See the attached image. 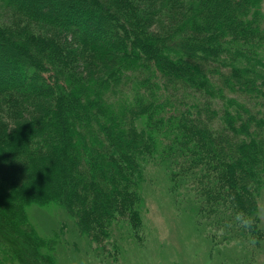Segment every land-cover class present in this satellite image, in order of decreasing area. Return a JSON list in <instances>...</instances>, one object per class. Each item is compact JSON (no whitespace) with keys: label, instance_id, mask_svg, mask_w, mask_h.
<instances>
[{"label":"trees","instance_id":"16d2710c","mask_svg":"<svg viewBox=\"0 0 264 264\" xmlns=\"http://www.w3.org/2000/svg\"><path fill=\"white\" fill-rule=\"evenodd\" d=\"M1 1L50 32L0 23V264H60L32 204L121 261L147 239L150 165L210 241L264 243L261 216L233 222L264 189V0ZM157 8L175 31L150 29Z\"/></svg>","mask_w":264,"mask_h":264},{"label":"rangeland","instance_id":"374dc122","mask_svg":"<svg viewBox=\"0 0 264 264\" xmlns=\"http://www.w3.org/2000/svg\"><path fill=\"white\" fill-rule=\"evenodd\" d=\"M149 27L158 33L175 31L177 16L156 9ZM0 23L14 30L29 28L33 32L47 34L49 28L40 23H27L15 15L13 10L0 0ZM27 23V24H26ZM99 25V22H97ZM91 28V27H90ZM90 28H85L92 34ZM92 66V65H91ZM90 66V67H91ZM91 68L102 70L93 64ZM4 69L0 68L1 74ZM103 71V70H102ZM101 71H91L100 73ZM150 180L146 183V241L127 250L125 257L115 264H264V243L258 248L234 242L217 244L205 235L209 229L197 228L194 215L173 199L169 183L160 168L150 165ZM184 205V204H183ZM259 207L264 208V189L259 199ZM31 223L40 235L52 236L61 232L57 255L60 264H103L89 238L79 232L75 219L60 205L32 204L28 208ZM264 227V215H261ZM220 232V231H219ZM64 233V234H63Z\"/></svg>","mask_w":264,"mask_h":264},{"label":"clouds","instance_id":"9594fccd","mask_svg":"<svg viewBox=\"0 0 264 264\" xmlns=\"http://www.w3.org/2000/svg\"><path fill=\"white\" fill-rule=\"evenodd\" d=\"M261 215H264V208L258 206L255 216L246 213L245 211H238L235 213L233 217V222L235 223L236 226H238L240 229L244 230L245 232L252 233L255 229L257 219ZM252 243H255V241L253 240Z\"/></svg>","mask_w":264,"mask_h":264}]
</instances>
